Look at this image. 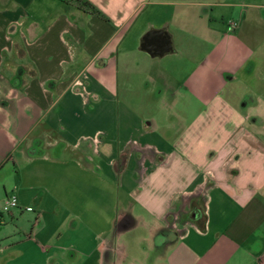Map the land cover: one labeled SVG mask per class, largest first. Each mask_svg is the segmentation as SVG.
<instances>
[{"label":"crops","instance_id":"0c3cea01","mask_svg":"<svg viewBox=\"0 0 264 264\" xmlns=\"http://www.w3.org/2000/svg\"><path fill=\"white\" fill-rule=\"evenodd\" d=\"M89 1L102 14L0 0V198L20 200L0 264H264L263 3L242 1L227 28L206 1L150 10L162 23L136 45L166 29L177 71L150 55L147 100L123 39L168 1ZM173 30L207 51L179 54Z\"/></svg>","mask_w":264,"mask_h":264},{"label":"rangeland","instance_id":"374dc122","mask_svg":"<svg viewBox=\"0 0 264 264\" xmlns=\"http://www.w3.org/2000/svg\"><path fill=\"white\" fill-rule=\"evenodd\" d=\"M168 3L165 4L164 6L159 5L156 6L155 8H153L154 6L149 5L147 7H144L140 12L138 17H136L135 19L138 18V20L134 23V21L132 22L133 24H131V31H129L128 35L125 37V39H123V47H124V52L127 55V57L129 58L130 64L134 65V68L136 69V71L132 72L133 75L136 77L132 84L134 86V98L135 97H142L145 98L147 97V100L150 99L151 95L149 93L146 92V89L148 88V79L146 80V78L148 77L147 75L149 74L150 71H152V73H154V69L156 67V64H154V68L151 70L150 67H148L149 63H146V60H153L151 59V56L148 52L142 50L139 48V46L136 45L137 42V38L139 37V34L143 31H145V29L147 30V28L149 27V25L151 24V22H154V25H160L162 22L161 18L159 14L157 15H151L150 10H157L158 12H160L163 16L164 14L167 16V14L169 15L170 11H174V8H176L177 5H175L176 2H179L181 0H167ZM183 1H206L208 3H211L212 7H209V10L211 11V9H214L213 15H212V25L215 26H223V24H225V28L228 27V25L226 24L229 19V17L231 16V12H234L239 10L241 8L240 3L242 1H248V0H183ZM259 1L260 3H263L264 5V0H256ZM227 3H231L232 5H227ZM234 5V6H233ZM209 17H211L210 13L208 14ZM215 18V21H214ZM231 24V23H230ZM232 28V27H231ZM206 32V30H204ZM173 33L175 35V43H176V47L178 46V51L180 52L179 54H184L186 56H193V57H200L203 56L204 53L207 51V43H205V40H199L198 37H185V46H182L181 41H184V37L177 35L175 33V30H173ZM199 34L203 35V31L197 32ZM211 38H215V35H211ZM194 41V43L188 42V41ZM181 45V46H180ZM180 46V47H179ZM261 52H259V54H257L259 57L258 59V68L257 70L260 72H264V48L262 50H260ZM177 53L175 52H168L166 53V57H155L156 61L159 60H168L166 65H168V67L166 68L169 72L176 74V69L175 66H173V62L170 63V60L174 59L175 57L177 58V56L175 55ZM164 58V59H161ZM136 61L140 62V65L136 64ZM129 64V65H130ZM136 65L138 66L136 68ZM170 76L172 77V75L170 74ZM155 85V84H153ZM132 88V87H131ZM139 93V94H138ZM148 101H146V103L141 104L139 109L137 112L141 115L142 118H146L147 116L152 115L153 113H157L156 107H154L153 105H148L147 104ZM94 257V256H92ZM93 261V258L92 260Z\"/></svg>","mask_w":264,"mask_h":264},{"label":"water","instance_id":"95a60500","mask_svg":"<svg viewBox=\"0 0 264 264\" xmlns=\"http://www.w3.org/2000/svg\"><path fill=\"white\" fill-rule=\"evenodd\" d=\"M140 47L150 55H164L173 50V43L166 29L152 28L142 36Z\"/></svg>","mask_w":264,"mask_h":264},{"label":"built area","instance_id":"2783aa9c","mask_svg":"<svg viewBox=\"0 0 264 264\" xmlns=\"http://www.w3.org/2000/svg\"><path fill=\"white\" fill-rule=\"evenodd\" d=\"M232 26L235 27L237 23L235 21L231 22ZM84 87V85H82ZM20 207V200L18 195L10 194L5 196L4 198H0V219L13 209ZM27 210H33V206H26ZM173 226H176L175 222L172 223Z\"/></svg>","mask_w":264,"mask_h":264},{"label":"trees","instance_id":"16d2710c","mask_svg":"<svg viewBox=\"0 0 264 264\" xmlns=\"http://www.w3.org/2000/svg\"><path fill=\"white\" fill-rule=\"evenodd\" d=\"M62 1H64L65 3H77L80 7L84 8L88 11H91V12L97 13V14H102V12L99 10V8L89 0H62ZM162 237L163 236H159L158 240H160Z\"/></svg>","mask_w":264,"mask_h":264}]
</instances>
